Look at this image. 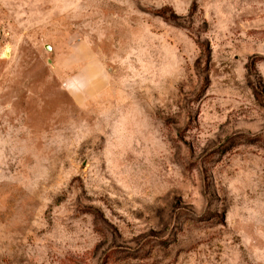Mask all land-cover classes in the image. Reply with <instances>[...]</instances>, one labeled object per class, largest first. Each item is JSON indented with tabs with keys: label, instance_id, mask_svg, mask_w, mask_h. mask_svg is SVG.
<instances>
[{
	"label": "rangeland",
	"instance_id": "obj_1",
	"mask_svg": "<svg viewBox=\"0 0 264 264\" xmlns=\"http://www.w3.org/2000/svg\"><path fill=\"white\" fill-rule=\"evenodd\" d=\"M0 264H264V0H0Z\"/></svg>",
	"mask_w": 264,
	"mask_h": 264
},
{
	"label": "water",
	"instance_id": "obj_2",
	"mask_svg": "<svg viewBox=\"0 0 264 264\" xmlns=\"http://www.w3.org/2000/svg\"><path fill=\"white\" fill-rule=\"evenodd\" d=\"M49 47V46H48Z\"/></svg>",
	"mask_w": 264,
	"mask_h": 264
}]
</instances>
